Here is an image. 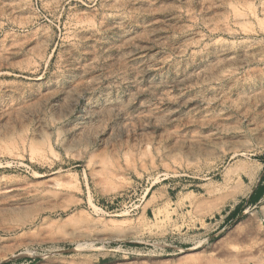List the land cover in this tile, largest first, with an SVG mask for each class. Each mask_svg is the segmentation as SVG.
<instances>
[{"label": "rangeland", "instance_id": "rangeland-1", "mask_svg": "<svg viewBox=\"0 0 264 264\" xmlns=\"http://www.w3.org/2000/svg\"><path fill=\"white\" fill-rule=\"evenodd\" d=\"M0 264H264V0H0Z\"/></svg>", "mask_w": 264, "mask_h": 264}, {"label": "trees", "instance_id": "trees-1", "mask_svg": "<svg viewBox=\"0 0 264 264\" xmlns=\"http://www.w3.org/2000/svg\"><path fill=\"white\" fill-rule=\"evenodd\" d=\"M252 196H253V195L250 196V200L252 199ZM250 200H249V202H250Z\"/></svg>", "mask_w": 264, "mask_h": 264}]
</instances>
